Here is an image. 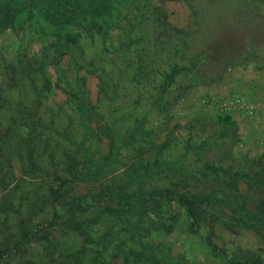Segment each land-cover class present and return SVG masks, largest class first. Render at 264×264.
Instances as JSON below:
<instances>
[{"label":"trees","instance_id":"1","mask_svg":"<svg viewBox=\"0 0 264 264\" xmlns=\"http://www.w3.org/2000/svg\"><path fill=\"white\" fill-rule=\"evenodd\" d=\"M170 2L186 6V26ZM24 14L21 28L43 21L53 41L23 51L22 71H0L34 96H0V264H196L154 237L180 225L223 264H264V248L224 235L264 242V160L231 157L240 137L227 116L170 127L189 89L264 62V0H0V33ZM75 30L103 41L102 63L83 60ZM57 89L66 100L44 109ZM73 235L80 249L62 250L58 236Z\"/></svg>","mask_w":264,"mask_h":264},{"label":"rangeland","instance_id":"2","mask_svg":"<svg viewBox=\"0 0 264 264\" xmlns=\"http://www.w3.org/2000/svg\"><path fill=\"white\" fill-rule=\"evenodd\" d=\"M163 8L169 12L170 21L173 25L178 27L187 25L189 14L185 5L170 2L163 4ZM20 18L21 20L16 30L0 33V71H22V64L27 65L29 63V59L25 58L22 54L23 51L32 48L37 55H40L47 37L49 41H53V38L48 35L49 31L47 30L48 25L46 23L32 19L33 22H37L41 24V27H44V29L40 28L39 32L33 33L27 30V28L20 27L22 24L25 25V23L29 22L25 21V14ZM77 30L75 32L80 34L79 45L83 53V60L86 62L96 60L98 64L102 63V60H104L103 41L99 37L92 40L85 31ZM29 55H33V53ZM71 62V58L66 56L60 68L65 70ZM5 66H10L11 68L6 70ZM48 71L55 76L54 71L57 70L51 66ZM128 71L132 70L129 69ZM89 79L91 97L96 102L98 81L94 77H90ZM23 88H27L28 92H25L21 87H15L10 90L0 84V90L5 91V93H0V96L2 95L16 104L21 101L28 102L34 98L33 89L30 86H24ZM235 96L243 98V108L227 110V107L230 105L229 103H231ZM66 97L61 90L57 89L56 93L45 101L44 109H47V107L58 108L66 100ZM41 110L43 111V109ZM221 116L231 118L237 124L239 131L240 142L232 148L231 157L237 162L243 157L250 160H264L263 61H253L243 67L236 68L212 85H201L189 89L186 95L174 106L170 127L180 126L184 128L193 118L208 123ZM152 121L156 124L158 120L152 117ZM163 133H167V131H163L162 135ZM15 169L16 175L21 177L19 164L15 166ZM19 199L21 201L22 198H18V201ZM224 235L228 245H240L245 249L254 251L264 248V242L254 233H244L240 236H235L231 233H225ZM154 237L157 241L171 245L174 248V253L185 255L192 263L223 264L214 258L203 243L199 239L192 237L187 228L182 227V225L174 233L159 232ZM58 240L60 241L61 249L66 251H77L82 244L81 240L74 235L66 238L58 236ZM33 249L31 256H40L38 254H41V248L37 245Z\"/></svg>","mask_w":264,"mask_h":264},{"label":"built area","instance_id":"3","mask_svg":"<svg viewBox=\"0 0 264 264\" xmlns=\"http://www.w3.org/2000/svg\"><path fill=\"white\" fill-rule=\"evenodd\" d=\"M229 107H227V110H232V109H239V108H243V98L240 96H235L233 98V100L231 101V103H229ZM228 106V105H226Z\"/></svg>","mask_w":264,"mask_h":264}]
</instances>
